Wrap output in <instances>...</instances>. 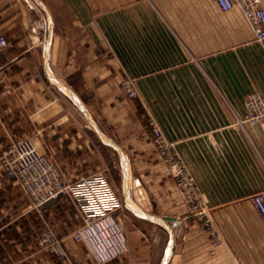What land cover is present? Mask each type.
<instances>
[{"label": "crops", "instance_id": "0c3cea01", "mask_svg": "<svg viewBox=\"0 0 264 264\" xmlns=\"http://www.w3.org/2000/svg\"><path fill=\"white\" fill-rule=\"evenodd\" d=\"M0 31L9 41L0 50V150L10 137L31 138L67 183L101 171L104 156L119 166L128 252L105 264H264L251 201L264 195V124L238 123L247 96H264V42L240 10L225 13L214 0H0ZM50 77L126 154L129 174ZM128 78L138 79L134 100L121 89ZM151 118L191 173L218 244L157 154ZM9 217L29 220L36 236L52 230L73 264H98L71 237L82 221L67 196L36 211L5 175L0 225Z\"/></svg>", "mask_w": 264, "mask_h": 264}, {"label": "built area", "instance_id": "2783aa9c", "mask_svg": "<svg viewBox=\"0 0 264 264\" xmlns=\"http://www.w3.org/2000/svg\"><path fill=\"white\" fill-rule=\"evenodd\" d=\"M214 1L225 13L240 10L254 31L257 42H264V8L260 0ZM8 46L6 35L0 31V50ZM137 84L136 78H128L121 83V89L129 100L138 97ZM238 123L241 126L264 124V96L260 93L247 96L245 114L238 118ZM149 126L157 154L175 180L189 214L196 218L200 229L210 233L218 244L209 207L200 197L184 160L154 119L149 120ZM0 166L6 176L20 186L36 211L61 196H67L73 202L82 224L72 232L71 237L76 243L86 246L95 262L109 263L128 252L125 232L117 220V214L124 210V201L105 172L93 173L67 183L53 161L37 148L33 139L14 137H10L8 145L0 151ZM251 201L264 224V195L255 194ZM35 242L42 251L66 264H73L63 239L52 230L43 231L36 236Z\"/></svg>", "mask_w": 264, "mask_h": 264}, {"label": "rangeland", "instance_id": "374dc122", "mask_svg": "<svg viewBox=\"0 0 264 264\" xmlns=\"http://www.w3.org/2000/svg\"><path fill=\"white\" fill-rule=\"evenodd\" d=\"M104 159L105 162H107L106 166L99 172H105L111 184L124 201L123 184L119 166L114 164L113 159L110 157L107 158V156H104ZM5 175V172L0 169V177H5ZM51 204L52 202L47 205ZM11 221L12 218L9 217L0 225L1 227H6L3 234L0 233V264H46L48 260L53 264H66L56 256L42 251L37 246L35 242L36 235L34 225L31 224L29 220L25 218L21 222L16 223V225ZM38 250L42 251L44 255L34 256V253Z\"/></svg>", "mask_w": 264, "mask_h": 264}, {"label": "water", "instance_id": "95a60500", "mask_svg": "<svg viewBox=\"0 0 264 264\" xmlns=\"http://www.w3.org/2000/svg\"><path fill=\"white\" fill-rule=\"evenodd\" d=\"M51 80L55 83V85H57L62 91H64L78 106H80L83 114L86 116V118L88 119L90 125L93 127V129L96 131V133L98 134L100 140L102 141V143L108 147H110L111 149L115 150L116 152H118L120 155H123L124 158L126 159V165H127V172L129 174V168H128V157L126 156V154L120 149V147H118L114 142H112L111 140L107 139L100 131L99 127L97 126V123L95 122V120L93 119V117L91 116V114L88 112V110L86 109L85 105L81 102V100L77 97V95H75L67 86H65L62 82H60L59 80L50 77ZM54 202V201H52ZM43 208V207H42ZM41 208V209H42ZM169 221H173L174 219H168Z\"/></svg>", "mask_w": 264, "mask_h": 264}, {"label": "bare ground", "instance_id": "6f19581e", "mask_svg": "<svg viewBox=\"0 0 264 264\" xmlns=\"http://www.w3.org/2000/svg\"><path fill=\"white\" fill-rule=\"evenodd\" d=\"M254 32V31H253ZM255 34V33H254ZM256 36V35H255ZM257 41V40H256ZM260 43V42H259ZM263 43V42H262Z\"/></svg>", "mask_w": 264, "mask_h": 264}]
</instances>
